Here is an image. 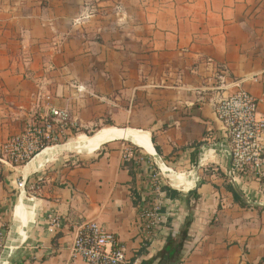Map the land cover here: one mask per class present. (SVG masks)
I'll use <instances>...</instances> for the list:
<instances>
[{
  "label": "crops",
  "instance_id": "1",
  "mask_svg": "<svg viewBox=\"0 0 264 264\" xmlns=\"http://www.w3.org/2000/svg\"><path fill=\"white\" fill-rule=\"evenodd\" d=\"M236 84L264 116V0H0V233L9 241L23 194L41 204L7 264H85L71 245L91 222L129 264H264V182L231 180L216 113ZM50 108L75 126L52 147L114 127L146 134L152 152L118 139L88 159L10 166L1 146ZM154 171L173 192L150 235L140 206Z\"/></svg>",
  "mask_w": 264,
  "mask_h": 264
},
{
  "label": "built area",
  "instance_id": "2",
  "mask_svg": "<svg viewBox=\"0 0 264 264\" xmlns=\"http://www.w3.org/2000/svg\"><path fill=\"white\" fill-rule=\"evenodd\" d=\"M257 99L236 84V92L216 106L219 120L231 139L230 178L255 179L264 182V116L259 115ZM50 116L32 120L24 130L11 137L1 146L2 158L12 167L29 164L46 149L67 140L75 129L69 114L50 108ZM125 164H136L132 150L123 156ZM149 199L140 206L141 224L153 235L165 223V180L162 172L154 171L151 178ZM18 189L25 190L26 183L18 182ZM52 221V226L57 224ZM4 235L0 233V242ZM0 243V251L2 249ZM73 259H82L85 264H129L125 249L117 237L99 224H85L71 245Z\"/></svg>",
  "mask_w": 264,
  "mask_h": 264
},
{
  "label": "bare ground",
  "instance_id": "3",
  "mask_svg": "<svg viewBox=\"0 0 264 264\" xmlns=\"http://www.w3.org/2000/svg\"><path fill=\"white\" fill-rule=\"evenodd\" d=\"M118 139H127L134 142V144L142 147L146 151L152 152L149 138L146 134L137 131L108 127L90 137L81 135L66 146H56L46 149L29 163L31 164L30 168L35 167V169H41L45 165V163L51 161L55 154L62 150L76 151L80 155H93L98 152L104 145ZM36 172H38V170ZM164 172L179 187L191 186L188 183L189 181L186 182V176L184 177L182 175L176 174L175 172L166 168H164ZM40 205V202L36 199H31L30 197L24 199L22 205L20 206V210L18 211L14 220V225L10 233L9 241L0 258V264H7L9 262L8 258L12 257L17 252L20 244L25 240L28 230L33 225L39 213Z\"/></svg>",
  "mask_w": 264,
  "mask_h": 264
},
{
  "label": "rangeland",
  "instance_id": "4",
  "mask_svg": "<svg viewBox=\"0 0 264 264\" xmlns=\"http://www.w3.org/2000/svg\"><path fill=\"white\" fill-rule=\"evenodd\" d=\"M95 134L96 133H88L87 136L90 137V136H93ZM76 138L77 137H74V139H76ZM74 139H72L71 141H69L67 144H69L70 142H72ZM67 144H65L63 146H66ZM63 146H60V147H63ZM62 151H67L66 153L63 154V157L71 158V160L72 159L73 160H76L77 158H79V159H88V157H92V155H83V154L80 155L76 151H70V150H62ZM25 192H27V191L25 190ZM24 196H27V198H28V197H36L37 195H34L33 193L27 192V194L26 195L23 194L22 197H24ZM8 237H9V235H6V237H3L4 240L2 242H0V243L3 244L2 245V249L0 251V258H1L2 253H3V251H4V249H5L6 245H7Z\"/></svg>",
  "mask_w": 264,
  "mask_h": 264
},
{
  "label": "trees",
  "instance_id": "5",
  "mask_svg": "<svg viewBox=\"0 0 264 264\" xmlns=\"http://www.w3.org/2000/svg\"><path fill=\"white\" fill-rule=\"evenodd\" d=\"M128 167H129L130 170H131L130 172L133 174V172H132L133 165H132V164H129ZM133 175H134V174H133ZM164 192L166 193V196H167V197H168V196L170 197V194H171L173 191H172V189H171L170 187H165V188H164ZM175 194H176V193H175Z\"/></svg>",
  "mask_w": 264,
  "mask_h": 264
}]
</instances>
